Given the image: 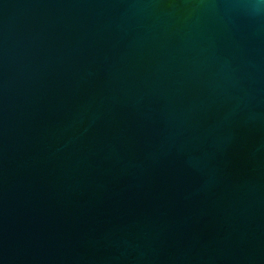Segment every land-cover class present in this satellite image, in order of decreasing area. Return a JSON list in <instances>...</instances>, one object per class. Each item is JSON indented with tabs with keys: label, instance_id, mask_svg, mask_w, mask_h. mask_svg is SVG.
<instances>
[{
	"label": "water",
	"instance_id": "1",
	"mask_svg": "<svg viewBox=\"0 0 264 264\" xmlns=\"http://www.w3.org/2000/svg\"><path fill=\"white\" fill-rule=\"evenodd\" d=\"M0 264H264V3L0 0Z\"/></svg>",
	"mask_w": 264,
	"mask_h": 264
},
{
	"label": "clouds",
	"instance_id": "2",
	"mask_svg": "<svg viewBox=\"0 0 264 264\" xmlns=\"http://www.w3.org/2000/svg\"><path fill=\"white\" fill-rule=\"evenodd\" d=\"M262 3H264V0H261Z\"/></svg>",
	"mask_w": 264,
	"mask_h": 264
}]
</instances>
